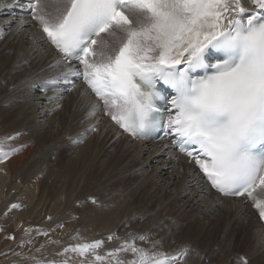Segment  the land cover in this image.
Here are the masks:
<instances>
[{
    "label": "snow or ice",
    "instance_id": "snow-or-ice-1",
    "mask_svg": "<svg viewBox=\"0 0 264 264\" xmlns=\"http://www.w3.org/2000/svg\"><path fill=\"white\" fill-rule=\"evenodd\" d=\"M7 6L23 9L16 32L34 21L40 32L30 37L33 43H50L60 55L56 63L87 85L80 96L97 98L86 118L95 117L102 101L104 114L133 138L149 139L163 129L161 139L172 137L212 189L251 199L264 220V198L254 194L264 193V0H11ZM215 55L223 58L208 63ZM208 68L211 73L194 75ZM64 80L66 91L77 88L67 74ZM158 81L174 92L166 120L154 103ZM96 130L90 125L85 133ZM12 139L0 140L3 159L18 151L4 150ZM129 236L106 255L130 250L135 258L128 264H173L190 252L185 246L175 254L150 253L135 244L147 236ZM102 243L78 242L64 253L91 254L102 264L105 256L96 252Z\"/></svg>",
    "mask_w": 264,
    "mask_h": 264
},
{
    "label": "bare ground",
    "instance_id": "bare-ground-1",
    "mask_svg": "<svg viewBox=\"0 0 264 264\" xmlns=\"http://www.w3.org/2000/svg\"><path fill=\"white\" fill-rule=\"evenodd\" d=\"M0 3L5 5L0 7V123L5 121L3 127L0 128V140H3L6 136H14V139L4 142V150L18 149L7 159H3L0 156V160H2L0 162V198L4 199L3 204H6V202L10 204L11 201L9 200L14 198H25L27 203L30 204L29 211L34 210L33 208L36 206H42L43 208L46 207L45 210L49 214L51 213L55 216L57 214L60 215L59 213L61 215L64 214L60 212V208L53 206L56 204L50 205L51 201L45 202L42 197L43 190L41 191L42 187L38 184L39 181H37L38 176L36 174L41 169L38 168V172H35L37 170L33 171L31 168L29 170L27 167V170L24 171L25 169L23 170V168L27 166L26 162L29 158L23 164V167L21 166V161L24 162L22 160L23 155H27L28 152L26 153V151L31 148V143L25 132L28 133L30 132L29 129H32L30 135L34 136L36 134L35 136H39V138L41 136L43 143L46 137V148L44 149L42 146L43 149L41 150L43 152L41 151L39 155L40 165L46 164V168L42 167V169L46 170V173L44 172L46 178L50 171L51 173L55 172L54 165L56 163L54 162L58 158L64 161L62 162L63 164L60 162L62 164L60 170L66 163L74 165V167L72 166L73 169L69 171L68 180L63 182L64 187L61 188L64 191V188L69 185V190L62 195L66 205L70 203L71 192H73V187L76 183L84 182L88 185V179L91 175L105 179L107 177L112 178V176L118 177L119 174L121 176L129 174L128 178L133 179L134 183L138 184L139 190L135 189L137 191L141 190L140 196H143L148 202L155 203L156 211L159 208H165L167 203H169V206L165 209L167 218H164L169 221L168 224L170 223L176 228L173 233H171L170 229V233L173 234L171 235L172 237L167 236V238L170 237V241L168 240V243L162 240L164 243L157 241L158 243L153 248V242L150 241L149 237L150 243L145 240L143 241L145 243L139 244V240H136V246L147 249L150 253L159 251L167 254H175L180 249L188 246L190 248L189 254L183 260L174 261L173 264H243L240 257H246L248 264H264V220L259 218L258 210L252 207L254 201L248 199L245 202L246 198H226L213 191L206 178H202L203 174L199 172L195 164L190 163L184 155L178 153L170 141L139 140L123 133L111 118L104 114L102 101H100V107L97 109L95 117L86 118L88 104L96 101L97 98L93 94L85 101V98L80 96V92L87 89V85L84 84L82 78L77 79L68 73V69L63 62L60 64L56 63L60 59V55L50 43H33L30 37L33 33L40 32L34 21L27 23L22 31L16 32L17 27L21 23L20 17L23 14L21 7H8L7 5L11 3V0H0ZM246 6L250 5L246 4ZM25 19L30 21V15L26 16ZM106 36L104 35L103 38L105 39ZM110 38L106 40L118 45V41L112 37ZM76 64L72 62V65ZM64 74H67L69 79L76 82L77 88L73 91H66L70 85L65 83ZM21 89H25L24 97L23 99L19 97L22 101L16 107L11 103L10 97L14 98V93ZM15 95L17 94L15 93ZM16 102L14 101V103ZM90 125H94L97 130L85 133V130ZM6 127L11 128L7 131ZM5 128L6 130L2 131ZM16 133H20V135L16 136ZM82 133L84 134L81 135ZM73 140H82V142L73 143ZM39 141L41 142V140ZM33 147L35 148V145ZM59 150H62V152H59ZM54 156L57 159L53 161L52 158ZM56 167L58 168V166ZM57 171L58 174H55L56 172L53 173L54 177L59 176L61 178L63 172L59 173V170ZM140 172L145 175H140ZM50 176L52 174H49ZM18 179L19 182L17 181ZM94 179L97 178L94 177ZM115 180L117 179L115 178ZM117 181L122 182L121 180ZM102 186L105 187L107 185ZM134 186L136 185L133 184ZM97 187L99 186L97 185ZM114 187L118 186L115 185ZM123 190L125 189H122L121 195L128 191L123 192ZM101 191L104 190L102 189ZM81 193L86 194L87 192L81 191ZM84 194L81 195L84 196ZM127 194L128 196L126 197L123 194L125 198L121 204L118 203L119 206H117L116 202L118 201L116 200L115 204L110 207L109 202L106 201L105 203L108 207L104 208V210L96 211L93 215L85 214L89 217L79 223L85 227H96L95 229H107L110 227L112 230L113 228L117 229L121 222L113 224V221L119 218L120 212L128 205L127 199H135L136 195L138 196V192L137 194L133 193L135 197L129 196L128 192ZM254 194L259 198H264V193H262L261 189H257ZM118 197L120 198L119 195ZM53 200L56 199L54 198ZM90 208L89 210L91 211ZM147 214L149 213L147 212ZM149 215L148 217H151L152 214ZM132 216L134 215H130V217ZM164 218L162 219L164 220ZM159 222L161 221L159 220ZM148 223L151 222L149 221ZM144 224L146 225V222ZM155 224L154 226L158 227ZM149 226L151 225L149 224ZM137 228L139 227L134 225L130 230L118 232L117 241L119 242V239L124 241L126 239L131 240L129 234L146 236L147 232L143 233L146 229L138 232ZM167 230L164 229L165 232H162L166 233ZM163 236L165 237V235ZM160 238L162 239L161 236ZM117 241H115L116 244ZM115 243L113 242V245ZM128 252H124V257L130 262L135 257L130 250ZM210 256H213V259L210 258L211 260H209Z\"/></svg>",
    "mask_w": 264,
    "mask_h": 264
},
{
    "label": "rangeland",
    "instance_id": "rangeland-1",
    "mask_svg": "<svg viewBox=\"0 0 264 264\" xmlns=\"http://www.w3.org/2000/svg\"><path fill=\"white\" fill-rule=\"evenodd\" d=\"M105 39H111V38H110V36H106ZM24 90L25 89H21L20 91H17L18 93L15 92L18 95V97H17V95H15V93H14V95L12 94L13 97L15 96L14 98H12V96L10 97V101H11V103H13L14 106L18 107V105H20L19 103L22 101V99L24 97V93H25ZM20 93H23V94H20ZM19 97H21L22 99L21 98L19 99ZM15 98H17V99L15 100ZM13 100L15 102L16 101L17 102L14 103ZM4 122L5 121L0 123V128L3 127ZM10 125H13V124H10ZM11 127H6L7 131H9ZM6 128L4 130H2V131H5ZM29 131L31 132L32 129H29ZM30 132H28V133L25 132V133H26V137H28V140L31 143V148L28 151H26V153L28 152L27 155L26 154H24L25 156L23 155L24 159L22 157V160L24 162L21 161V166L23 167V164H25V162L29 158V160L26 162L27 166H24V168H23V170L25 169L24 171L27 170V167H28L29 170H31V169L33 171L37 170L35 172H38V170H39L38 168H40L42 170V171L40 170L38 172V173L41 172L40 174L36 173L37 176H38L37 177V181H39L38 184H39V186L41 185V187H42V189H41V187H39V189H41V191L43 190L42 191V193H43L42 197L45 199V202L50 200L51 201L50 205L56 204V205H53V206H57L58 208H60V212H63L65 215L64 214L61 215V213H59L62 216L61 217L58 214L56 216L54 214H51V213L49 214V212H47L45 210L46 207L43 208L42 206L41 207L40 206H36V207L33 208L34 210L29 211V205L30 204L27 203L25 198H14L13 200L12 199L9 200V201H11L10 204L7 203V202H6V204H3L4 199H2V197H1L0 198V264H48L49 261H53V260L56 261L57 264H101V262L100 261H96L91 254H86L85 256L81 257L78 253H73L71 251H69L66 254L64 253V249L68 248L71 245H75L78 242L79 243H84V242H91V241H94V240H101L103 242L101 247L96 250L97 253H99L102 256H105V259L102 262V264H128V261L124 257V255H125L124 252L121 251L119 253H115L113 256H111L112 258L107 256L106 253L115 252L116 248H120L123 245L122 243H124V240H120L119 239V242H118L117 241V238H118L117 237V235H118L117 233L120 232V231H123V230L124 231L130 230L134 225L139 227V228H137L138 232L143 231V230L146 229L145 231H143V233L147 232L146 236L148 237V239L150 237V241L151 242H154V241L160 242L162 240V241L168 243V240L170 241V237H172L171 235H173L171 233L175 232L176 228L170 223H169L170 224L169 225L168 224L169 221L164 218V217L167 218V216H166L167 212H166L165 209H167V207L169 206L168 205L169 203H167L165 208L164 207L159 208L160 209V211L158 209L159 212L156 211L157 208H155V203L148 202L147 199H144L143 196L142 197L140 196L141 195V190L137 191V190H139L138 184H135L133 179H129L128 178L129 174H125V175H122V176L119 174L120 176L118 175V177L112 176V178L114 180L116 178L117 180H119V181L121 180L122 182H118L117 180H115L116 181L115 182L112 178H108V177L105 178L106 179L105 180L104 178L102 179V177H99V176H94L95 178H97V179H94L93 175H91L89 177V179H88V185L89 186L86 185L87 183H84V182L76 183L74 185L73 192H71L72 194L70 196V198H71L70 203L68 205H66V203L63 201L64 199L62 198V195H63V193L65 191L69 190L68 189L69 185L64 188L65 189L64 191L61 190V188L64 187L63 182L65 180L66 181L68 180L69 171H71V169H73L74 165L69 163L70 164V167H69V164L66 163L65 164L66 167L64 165L62 167L63 170L62 169L60 170V168H61V166L63 164L62 162H64V161H62L61 158L57 159L56 156H54L52 158L53 161L55 159H57V161L54 162V163H56V165H54L55 168L53 167L56 173L55 172L51 173V171H50L48 173V175H47L48 177L46 178V175H44V172L46 170L42 169L43 166H44L43 168H46V164L42 163L43 166L40 165L41 161L39 159L40 158L39 155H40V153L42 151L41 149H43V148L45 149L46 148V144H45L46 143V137H45V140H44L45 142L43 143L41 136H40V138H39V136L36 137L35 136L36 134H34V136H31ZM89 134H91V133H89ZM32 138L35 141L31 140ZM39 140H41V142ZM32 143H34V144H32ZM34 145H35V148H37V149H35L33 147ZM38 145H39V148H38ZM40 146H41V148H40ZM42 146H43V148H42ZM58 147H60V146L58 145ZM32 149H34V150H32ZM36 152H38L37 156H36ZM59 152H62V150H59ZM58 154H60V153H58ZM31 158L32 159L34 158V159L32 160ZM37 158L39 159V163H38V159ZM28 162H31V163L34 162V163H32L33 164L32 165L31 163H28ZM30 165H31V167H29ZM36 166H37V168H36ZM56 166H58V168ZM67 166H68V168H67ZM33 167H35V168L33 169ZM57 170H59V173L63 172L61 178L59 176L58 177H54L53 173L58 174ZM41 174H42L43 177L41 176ZM49 174L50 175L52 174V176L49 177ZM142 174L145 175L144 173H142ZM142 174L140 172V175H142ZM44 178H46V179H44ZM54 178L56 179V181H55ZM101 180L103 181L104 184L101 183L102 182ZM17 181L19 182V179ZM93 181H95V182H93ZM111 182H112V184H111ZM118 183H120V184H118ZM45 184L47 185V187H46ZM133 184L136 185V186L133 187ZM97 185L100 188L97 187ZM102 185H104V186L107 185V186L103 187ZM115 185L118 186L120 189L118 187H114ZM119 185H121L122 187L119 186ZM125 185H127V186H125ZM74 188L76 189V191H74L75 190ZM116 188H118L119 190L118 189L116 190ZM135 188H137V190ZM77 189H78V191H77ZM83 189H86V190H83ZM102 189L104 191H101ZM122 189H125V190H123V192L128 190V191L123 193L125 197L128 196L127 192L129 193V196L132 195L134 197H135L134 194H137V192H138V196L136 195L135 199H127L128 200V205L125 207V209H123L120 212L121 214L119 215V218L113 221V224L114 223L118 224V223L121 222L117 229L113 228V230H112L111 227L107 228V229L106 228L95 229L96 227L95 228L91 227V226L90 227L89 226L85 227L84 225L79 223L80 221L82 222L85 218L89 217V216H86L87 214L88 215H93L96 211L98 212V211L104 210V208L108 207L106 205V203H105L106 201L109 202V207L111 205L115 204V200L118 201V202H116V204H117V206H119V204H121V202H123L124 201L123 199L125 198L123 196V194L121 195ZM0 190H1V187H0ZM134 190H136V191L134 192ZM81 191L85 192V193L87 192V193L84 194V193H81ZM74 194H75V196H73ZM81 194L82 195L84 194V196H82ZM113 194L114 195L117 194L116 195L117 197L114 196ZM57 195L61 196V197H58ZM118 195L120 196V198L118 197ZM45 197L48 198V199L46 200ZM53 197L56 200H53L54 199ZM80 197H82V198H80ZM114 197H116V198H114ZM57 199H59V200H57ZM79 199H81V200H79ZM93 199L96 201L95 203L93 202ZM137 199H139V200H137ZM142 201L143 202L145 201V202L143 203ZM70 204H72V205H70ZM12 205H18V207L11 208ZM142 205H143V207H142ZM67 206H68V208H67ZM75 206L77 207V209H76ZM140 207H141V209H140ZM61 208H62V211H61ZM89 208L91 209V211L89 210ZM151 209H154V210H151ZM153 211H154V213H153ZM88 212H90L92 214H90ZM147 212L149 214H152L151 217H148L150 215L147 214ZM140 213H141L142 216L140 215ZM156 214H158V215H156ZM130 215H134V216H132L133 218L130 217ZM125 218H126V220H125ZM160 218L161 219L164 218L165 221L163 219H162L163 220L162 221ZM47 220L49 221V223H48ZM136 220H138L137 222L139 224L136 222ZM159 220L161 222H159ZM46 221H47V223H46ZM134 221H135V223H134ZM149 221L151 223H153V224L148 223ZM141 222L142 223L146 222V225L144 223L142 224ZM155 222H156V224H155ZM147 223H148V225H147ZM149 224L151 226H149ZM154 224L158 225V227L154 226ZM148 226L151 227L153 230L151 228H149ZM164 226H167V227L164 228ZM160 227L164 228L165 230H167L169 228L168 229L169 231L167 230V232L164 233L165 232L164 229L162 230V228H160ZM154 228H156V229H154ZM26 229H28L29 231L26 232L25 231ZM37 229L41 230V232H46L47 235H44V234H39L38 235L37 234ZM170 229H171L172 232L170 231ZM92 230H93V232H92ZM162 231H164V232H162ZM167 233H169L170 235L169 234L166 235ZM107 234H108V236H107ZM155 234L158 235V237H156ZM159 235L162 237V239L160 238ZM163 235H165V237ZM110 236L112 237L111 240L109 239ZM167 236H170V237L167 238ZM151 237H152V239H151ZM154 237H155V239H154ZM94 238H96V239H94ZM165 238L167 239V241H166ZM114 240L117 241V244L115 243ZM150 241L148 240V243H150ZM113 242L115 243L114 245H113ZM138 242H139V244L140 243L142 244L143 241L139 240ZM164 242H162V243H164ZM143 243H145V242H143ZM119 245H120V247H119ZM126 253H129V252L127 251ZM109 258H111V259H109ZM210 258L213 259V256H210L209 260H211Z\"/></svg>",
    "mask_w": 264,
    "mask_h": 264
}]
</instances>
